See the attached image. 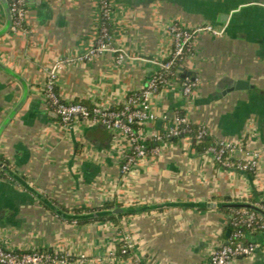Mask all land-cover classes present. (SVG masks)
<instances>
[{"label": "crops", "instance_id": "0c3cea01", "mask_svg": "<svg viewBox=\"0 0 264 264\" xmlns=\"http://www.w3.org/2000/svg\"><path fill=\"white\" fill-rule=\"evenodd\" d=\"M108 1L111 44L124 53L121 63L109 50L78 59L99 35V0H26V33L0 35V62L29 85L0 134V159L21 180L5 171L0 177V244L66 252L73 259L85 255L82 262L66 264H205L228 238L233 213L219 204L248 202L264 211L259 206L264 201V0ZM173 21L191 28L211 24L223 34L196 37L179 78L151 98L157 119L143 126V136L178 116L206 128L213 141H241L259 151L255 172L216 163L181 138L122 175L119 162L127 145L120 132L77 118L63 125L46 107L43 85L59 60L56 89L64 101L122 104L168 56ZM5 22L0 1V30ZM182 74L198 79L190 96L182 93ZM231 79L247 80L250 87L222 93L221 85ZM23 92L22 84L0 69V125ZM239 154L235 150L234 156ZM106 202L134 211L79 223L82 219L65 218L52 208L83 214L104 210L99 207ZM127 234L131 247L122 255L118 250ZM245 240L257 248L229 264H264V232L245 234Z\"/></svg>", "mask_w": 264, "mask_h": 264}, {"label": "built area", "instance_id": "2783aa9c", "mask_svg": "<svg viewBox=\"0 0 264 264\" xmlns=\"http://www.w3.org/2000/svg\"><path fill=\"white\" fill-rule=\"evenodd\" d=\"M100 2V30L95 45L78 56L79 60H89L98 56L105 50L116 53V62L121 63L125 57L124 53L118 51L112 44V32L109 26L110 5L108 0ZM9 9L12 15L10 31L12 33H26L25 23L27 21L26 0H8ZM171 37V50L168 56L160 62L147 79L145 84L138 90L127 94L120 107L93 104L87 107L81 102L64 101L56 89L58 72L62 61L55 62L52 69L48 71L43 85V98L46 107L55 112L63 125L69 124L73 119H80L91 125H102L103 127L120 132L125 140L126 147L120 156L119 170L122 175H127L132 168L139 165L147 156H159L162 153L163 145L167 144L171 136H181L188 142L198 141L208 133L202 127L195 136L185 134L189 131V123L183 118L174 116L164 131L160 129L153 132L148 138L142 133L145 124H154L157 116L151 111V98L160 94L162 87L171 79H178L184 59L193 52L196 37L200 33H209L214 36L223 34V29L214 27L211 24H203L196 27H188L179 22L173 21L168 26ZM165 73L170 77H165ZM182 93L190 96L198 83L197 77L184 75ZM184 123V127L179 125ZM133 125H138L135 130ZM154 141L155 144L147 149L146 141ZM235 150H239V156H234ZM207 153L216 163L225 166H234L245 172H255L259 166L260 152L251 150L241 141L230 139L214 140L207 148ZM233 158L234 162L230 159ZM264 209V206H261ZM230 224L233 230L230 232L225 243L216 247L210 254L205 264H229L236 256H250L257 248L254 242H245V231L243 228L253 230L259 228L264 232V217L256 211L242 209L232 214ZM131 247V239L127 234L120 244V253H128ZM85 255L81 254L72 258L66 252H57L48 249H11L0 244V264H66L69 261L82 262ZM135 264H140L135 262Z\"/></svg>", "mask_w": 264, "mask_h": 264}, {"label": "water", "instance_id": "95a60500", "mask_svg": "<svg viewBox=\"0 0 264 264\" xmlns=\"http://www.w3.org/2000/svg\"><path fill=\"white\" fill-rule=\"evenodd\" d=\"M4 9H5V13H6V22L4 27L0 30V35L7 33L8 31H10L11 28V23H12V15L9 9V4H8V0H0ZM0 69H2L3 71L9 73L10 75H12L13 77H15L23 86L24 88V92H23V96L21 98V100L19 101V103L15 106V108L7 115V117L3 120L2 124L0 125V134L2 133V130L4 129L5 125L11 120V118L14 116V114L18 111V109L20 108L22 102L26 99L27 95H28V88L29 85L27 84V82H25V80H23L21 77H19L16 73H14L12 70H10L9 68H7L6 66H4L1 62H0ZM185 74H182V77ZM221 87H223L222 89V93H226L229 91H233V90H242V89H248L249 86V82L247 80L244 79H237V80H228L225 84H222ZM53 115L57 117V114L55 112H53ZM2 165V164H1ZM5 165V164H4ZM2 165V169L3 171L7 172L14 180L21 182L20 178H18L15 174L11 173L10 171H8L6 169V166ZM29 190L33 193H37L35 192L32 188H30L28 186ZM37 195V194H36ZM39 196V195H37ZM41 200H45L43 197H40ZM173 203H170V205H172ZM207 206H216L215 202H208L206 204ZM218 206V204H217ZM219 206H231V207H241V208H247V209H253L256 211H260L262 213H264V211L251 203L248 202H239V203H233V204H219ZM58 214H60L61 216L68 218V219H84V218H99V217H103V216H110V215H116L119 213H130L133 212L134 209H128V208H121V207H116V208H112V209H104V210H97V211H93L90 213H83V214H66L62 211H60L57 207H52ZM231 230L228 229L227 231V236H229Z\"/></svg>", "mask_w": 264, "mask_h": 264}, {"label": "trees", "instance_id": "16d2710c", "mask_svg": "<svg viewBox=\"0 0 264 264\" xmlns=\"http://www.w3.org/2000/svg\"><path fill=\"white\" fill-rule=\"evenodd\" d=\"M181 72H179L178 73V75L180 76L181 74H180ZM165 77H170V75L169 74H167V73H165ZM182 81L184 82V79H182ZM81 103H83V104H85L87 107H91L92 105L91 104H89V103H87V102H85V101H81ZM121 106V104L120 105H117V106H115V107H120ZM181 128L182 127H184L185 126V124L184 123H181L180 125H179ZM133 127H134V129L136 130L137 128H138V125H133ZM188 127H189V131H186L185 133H184V135L185 134H190L192 137H193V139H195V136H196V134L198 133V131L200 130V128H202V126H200V125H198V124H195V123H189V125H188ZM160 130L161 131H164L165 130V127H162V128H160ZM179 139H181V136H171L170 138H168L167 139V141H169V142H175V141H178ZM155 144V142L154 141H149V140H147L146 141V145H147V149H149L151 146H153ZM213 144V139H212V137H210V134L209 133H207L206 135H204L200 140H198V141H193V145L195 146V148L197 149V151H199V152H201V151H205V152H207V148L210 146V145H212ZM230 161L231 162H234V159L233 158H231L230 159ZM4 165L5 163H4V161L3 160H1L0 159V177L2 178V177H6L7 175L5 174V172L3 171V169H2V165ZM248 172H251V171H248ZM254 202V201H253ZM114 205H118V204H114ZM112 203H108V202H106V203H104L101 207H99L100 209H110V208H113V207H115ZM259 206H264V201H262V202H259ZM242 209L243 208H241V207H224V208H222V210H224V211H231L233 214H235V213H237V212H240V211H242ZM248 210H252V211H256V210H253V209H248ZM83 210L81 209V208H75L74 209V212L75 213H80V212H82ZM256 212H258L259 214H261L263 217H264V213H262V212H260V211H256ZM122 214H125V213H119V214H116V215H118V216H115V215H110V216H103V217H99V218H91V219H82V220H78L77 222H79V223H87V222H89V221H97V220H107V219H115V218H118V217H121L122 216ZM229 229L232 231L233 230V226L231 225V224H229ZM243 230L245 231V234H248V233H251V232H261V230L259 229V228H254L253 230H249V229H247V228H243ZM244 241L245 242H249V241H246L245 240V237H244ZM48 250H50V249H48ZM119 252H120V248H119V250H118Z\"/></svg>", "mask_w": 264, "mask_h": 264}]
</instances>
